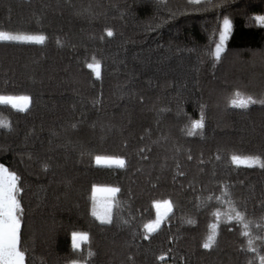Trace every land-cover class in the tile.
<instances>
[{
    "label": "trees",
    "instance_id": "1",
    "mask_svg": "<svg viewBox=\"0 0 264 264\" xmlns=\"http://www.w3.org/2000/svg\"><path fill=\"white\" fill-rule=\"evenodd\" d=\"M258 16L264 0H0V31L46 37L0 41V94L31 97L24 112L0 104L26 264H260L264 168L231 157L264 162V104L230 103L236 92L264 100ZM97 185L120 189L111 224L92 216ZM166 199L173 209L149 233ZM73 232L89 234L78 250Z\"/></svg>",
    "mask_w": 264,
    "mask_h": 264
},
{
    "label": "snow or ice",
    "instance_id": "2",
    "mask_svg": "<svg viewBox=\"0 0 264 264\" xmlns=\"http://www.w3.org/2000/svg\"><path fill=\"white\" fill-rule=\"evenodd\" d=\"M198 2V0H194ZM256 20L261 24H264V16L256 17ZM230 28V21L228 19L224 20V33L220 36V43L216 45L214 55L217 59L220 58V54L223 51V44L227 36V32ZM107 35L110 37L113 35L111 30H107ZM46 37L43 35H24V34H12L9 32L0 31V41H25L34 43H44ZM88 68L92 69L97 78L101 75V65L99 61L93 58V62L87 65ZM231 106L241 109H247L250 105L260 103L264 104V100H255L252 97H245L239 92L235 93L234 98L231 100ZM0 104H10L12 108L24 112L28 109L30 104V97L28 96H0ZM203 125V115L198 120L193 121V128H202ZM0 128H11L10 123L0 120ZM192 134L191 132L189 133ZM112 160V158H106ZM232 161L237 165H245L247 167H252L259 165L264 168V162H261L259 156H240L233 155L231 157ZM97 163L100 162L101 157H96ZM112 162L118 164L120 167L124 166V161L120 159L112 160ZM19 177L15 172L9 171L3 165H0V264H26V252L21 248L20 241V229H21V219L20 214H22L23 209L21 207L20 201L17 199V193L20 191L18 187ZM95 191V189H94ZM109 194V199L114 198L115 194L120 191L119 188L109 187L101 189ZM94 206L92 209V216L100 221L101 224H111L112 223V203L106 202L102 209L98 210L95 206V197H93ZM163 206L166 209L163 216H166L168 212L172 210V205L170 201H164ZM155 207L157 209V218L155 221L146 224L144 227L149 233L155 232L161 225L163 216L160 214L159 209L161 208V203L156 202ZM237 219L243 221L244 217L240 212L235 213V217L229 216V219ZM245 229L248 225H244ZM212 232L209 234L207 242L204 243V248H210L215 242L217 225H211ZM248 236L247 231L242 233ZM89 241V234L87 232H73L72 233V247L74 250H78L81 247L82 242ZM252 241L249 240V245L251 246ZM255 251V249H252ZM93 253L89 252V256ZM164 259V257H160ZM260 264H264V256L259 257ZM72 264H81L80 261L74 260ZM251 264V262H250Z\"/></svg>",
    "mask_w": 264,
    "mask_h": 264
},
{
    "label": "rangeland",
    "instance_id": "3",
    "mask_svg": "<svg viewBox=\"0 0 264 264\" xmlns=\"http://www.w3.org/2000/svg\"><path fill=\"white\" fill-rule=\"evenodd\" d=\"M4 32H9V33H12V34H24V33H16V32H11V31H4ZM222 33H224V24H223V30H222ZM24 35H43V34H24ZM227 35H228V32H227ZM43 36H44V35H43ZM226 37H227V36H226ZM23 42H25V41H23ZM100 71H101V69H100ZM0 96H13V97L28 96V97H30L29 95H4V94H0ZM9 105H10V104H9ZM30 105H31V97H30V104H29V106H30ZM98 157H101L100 162L97 163V160H95V162H96L97 164H99V165H114V166H119L118 164L112 162V160L120 159V160H123V161H124L123 158H118V157H107V156H98ZM106 158H112V160H109V159H106ZM124 163H125V161H124ZM4 167H6V166H4ZM6 168H7V167H6ZM7 169H8V168H7ZM109 187H114V186L97 185V186L94 187V189H95V191H94L95 206L97 207L98 210L102 209L103 205H104L106 202H110V203H112V205H113V198H110V199H109V194L106 193V192H104V191H101V189L109 188ZM115 188H117V187H115ZM116 194H117V193H116ZM116 194H115V195H116ZM164 201H170V202H171V200H169V199L156 201V202H160V203H161V208L159 209V212H160V214H161L162 216H163V214H164L165 211H166V209H165L164 206H163V202H164ZM156 202H155V203H156ZM155 203H154V205H155ZM171 205H172V209H173V204H172V202H171ZM155 208H156V207H155ZM171 211H172V210H171ZM171 211H170V212H171ZM170 212H168L166 216H163L162 223H161L160 227L163 225L165 219L167 218V216L169 215ZM112 213H113V206H112ZM156 218H157V209H156V216H155L152 220L148 221L146 224H149V223L155 221ZM146 224H145V225H146ZM160 227H159V228H160ZM159 228H158V229H159ZM145 229H146V228H145ZM158 229H157V230H158ZM146 231H147V229H146ZM82 243H83V242H82ZM82 243H81V246H82ZM71 264H72V263H71ZM81 264H84V263H81Z\"/></svg>",
    "mask_w": 264,
    "mask_h": 264
}]
</instances>
